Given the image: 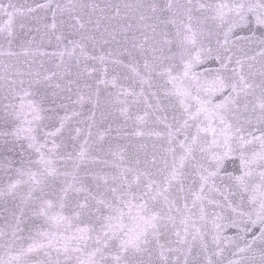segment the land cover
<instances>
[{"label":"snow or ice","instance_id":"1","mask_svg":"<svg viewBox=\"0 0 264 264\" xmlns=\"http://www.w3.org/2000/svg\"><path fill=\"white\" fill-rule=\"evenodd\" d=\"M0 264H264V0H0Z\"/></svg>","mask_w":264,"mask_h":264}]
</instances>
